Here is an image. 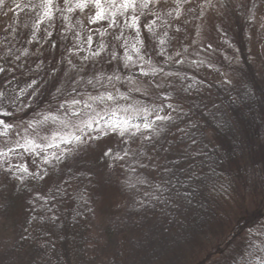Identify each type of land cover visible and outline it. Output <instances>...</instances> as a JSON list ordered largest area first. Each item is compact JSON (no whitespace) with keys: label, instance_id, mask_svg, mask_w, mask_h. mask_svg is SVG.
Returning <instances> with one entry per match:
<instances>
[{"label":"rangeland","instance_id":"obj_1","mask_svg":"<svg viewBox=\"0 0 264 264\" xmlns=\"http://www.w3.org/2000/svg\"><path fill=\"white\" fill-rule=\"evenodd\" d=\"M42 2L0 4V113H8L0 120L13 125L6 134L0 126V152L7 153L0 156V264L37 261L38 246L21 257L13 251L33 206L51 218L67 209L89 210L87 243L95 264H112L109 256L123 235L131 238L129 264L202 261L223 238L222 219H210L209 211L193 214L183 186L195 187L191 183L200 172L213 167L218 138L237 144L241 164L264 160V135L255 144L250 131L253 125L264 131V0H157L138 9L144 13L139 37L123 26L126 16L115 17L120 22L115 28L89 24L95 9L80 11L72 0L74 11L68 13L63 0H54L52 18L44 19ZM105 29L107 35H100ZM113 51L125 59L131 55L132 66L112 59ZM114 73L120 80L109 81ZM108 92L114 101L89 100ZM72 98L81 103L66 110ZM112 111V120L139 124L142 131L134 137L77 131L96 112ZM45 115L56 119L38 124ZM145 117L149 130L143 129ZM172 131L184 135L168 140ZM72 134L85 143L61 142ZM122 146V159L106 166L105 153ZM256 175L250 197L264 188V174ZM7 193L10 201H1ZM250 258L264 264L261 255Z\"/></svg>","mask_w":264,"mask_h":264},{"label":"trees","instance_id":"obj_2","mask_svg":"<svg viewBox=\"0 0 264 264\" xmlns=\"http://www.w3.org/2000/svg\"><path fill=\"white\" fill-rule=\"evenodd\" d=\"M246 9L249 7L246 6ZM261 118L264 124V114ZM254 127L250 128L252 133H256L251 139L259 144V137L261 133L264 135V131ZM179 134L181 132L172 131L167 139L175 140ZM217 140L219 152L213 156V167L200 172L197 181L191 183L195 187L183 186L185 193L191 194L193 214L206 215L209 211L212 215L209 218L222 219L224 227L222 240L211 245L197 264H253L249 262L250 256L261 255L264 260V188L260 187L250 197L253 192L250 184L257 173L264 174V160L260 157V162L256 164H241L237 162V144L224 138ZM125 151L124 146L111 150L110 155L104 158L105 165L125 155ZM150 152L155 153L154 149ZM10 199L8 193L1 197L4 202ZM91 221L89 210L67 209L61 218H51L40 207L33 206L24 215L18 237L13 242V251L21 257L38 246L40 253L35 264H95L97 256H92L87 243L92 232ZM20 232H23L22 235ZM181 233V230L178 231V238ZM130 246L131 238L121 236L117 250L109 256L112 264H129L132 255Z\"/></svg>","mask_w":264,"mask_h":264},{"label":"snow or ice","instance_id":"obj_3","mask_svg":"<svg viewBox=\"0 0 264 264\" xmlns=\"http://www.w3.org/2000/svg\"><path fill=\"white\" fill-rule=\"evenodd\" d=\"M157 0H143V3H141V0H76L75 3V9H78L80 11H84L85 9H88L91 11L92 9H95L94 13L89 17V24L93 23H100V22H108V27L109 28H115L119 25V20H117L115 17L119 16H126V19L124 21V27H128L133 29L136 32V36H140V29L138 27L140 17L141 15H144V13L140 12L138 13V9L141 8H148L149 3H156ZM4 0H0V4H3ZM64 5L67 6L66 10L68 13H72L74 11V7L72 6V0H63ZM54 0H43L42 4L40 5L41 8H43V17L44 19H51L52 18V12H53V7H54ZM110 9H113V11H110ZM61 12L64 11L63 8L59 9ZM68 17H65L67 19ZM43 23V20L40 21ZM148 31L151 32L152 25L149 24L146 26ZM91 31V30H90ZM98 31V30H97ZM100 35H107V29L104 30V32L100 33ZM49 36H51V33H49ZM115 39H119L118 36H114ZM88 42L90 43L92 41V35H89L87 37ZM135 47V46H133ZM138 51V50H137ZM95 55H99V53H95ZM112 59L114 60H121L124 59V67L125 68H130L132 57L131 55H128L125 58L123 57H117L115 54V51L112 53ZM3 69L0 68V72H2ZM142 75H145V73H141ZM120 80V77L116 75L115 73L112 76L108 77L109 81L112 80ZM126 79L131 81V77H126ZM89 84H93V82L90 80L88 82ZM93 87L95 88L96 85L93 84ZM131 91V89H130ZM121 99H126V96H121ZM115 97L112 95L111 92H108L106 95H99L96 97L89 96V100L99 102L101 104L104 103L105 100L107 101H114ZM81 101L76 98H72L71 101L68 103V108L66 110L72 109L74 105L80 104ZM60 108H65V104H61L59 106ZM85 108H91L92 105L89 103L84 104ZM141 109H137L139 112ZM103 111V110H102ZM146 111V110H145ZM152 111H155L153 109ZM0 115L7 116L8 113H0ZM72 115L78 116L79 113L73 111ZM116 115L115 111H112L111 114L105 112L103 115L100 112H96L95 115L90 116L87 120L81 121V125L77 126V131L83 132L85 129L87 130V133H91L93 131H97L100 134H108V132H113L116 133L118 132L121 137H123L126 133L130 132L131 136H135L138 132H141V126L139 124H129L128 120H123V121H114L112 120V117ZM108 116V119L106 120L105 117ZM49 119H52L53 121L56 119V117H50L48 115H45L43 120L38 121L37 123L40 125H45L49 121ZM156 119H162L160 116L157 115ZM103 123V128L101 127V124ZM93 125L96 127L93 128ZM0 126L3 127L4 134L7 133L8 130H10L13 125L10 123H7L5 120H0ZM29 128H33V124L29 122L28 124ZM152 124L151 121L147 119V117L144 118L143 121V129L144 130H149L151 129ZM134 131H130L133 130ZM85 133V134H87ZM92 139H95V137H90ZM72 141H75L78 144H83L85 141L81 138L80 135H75L72 134L71 140L61 137V142L64 144H69ZM27 143H33V141H26ZM49 147L52 145L49 144ZM59 147V145H56ZM17 147H25V145L19 144L17 142ZM36 147H39V145H36ZM27 150V148H26ZM9 152H15L16 149L14 148H9ZM110 151V150H109ZM127 154V153H126ZM105 155H109L108 152L105 153ZM0 156H4L5 158L7 157V153L0 152ZM121 158L122 157H118ZM56 159H59V157H56ZM44 163H48V160L45 159ZM23 172H28V168L26 166H19Z\"/></svg>","mask_w":264,"mask_h":264}]
</instances>
